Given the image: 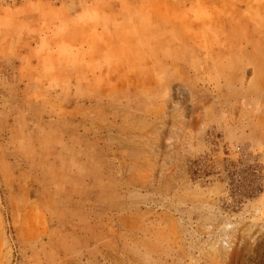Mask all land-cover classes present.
Masks as SVG:
<instances>
[{
    "label": "rangeland",
    "instance_id": "374dc122",
    "mask_svg": "<svg viewBox=\"0 0 264 264\" xmlns=\"http://www.w3.org/2000/svg\"><path fill=\"white\" fill-rule=\"evenodd\" d=\"M0 264H264V0H0Z\"/></svg>",
    "mask_w": 264,
    "mask_h": 264
}]
</instances>
